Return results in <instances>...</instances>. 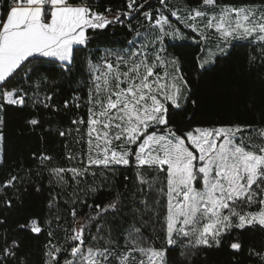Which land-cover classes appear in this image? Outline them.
Listing matches in <instances>:
<instances>
[{
  "label": "snow or ice",
  "instance_id": "6c2138e0",
  "mask_svg": "<svg viewBox=\"0 0 264 264\" xmlns=\"http://www.w3.org/2000/svg\"><path fill=\"white\" fill-rule=\"evenodd\" d=\"M158 3L153 15L149 0H125L126 10L115 11L98 10L89 0H0V143L9 111L33 109L27 123L38 127V112L60 111L55 77L70 76L78 64L88 77L86 97H74L85 115L71 121L72 129L57 130L62 138L75 133L82 147L65 145L67 167H50L49 154L34 156L35 175L48 174V214L22 217L17 235L43 234L40 264H188L196 249L221 248L237 230L264 232V123L174 128L169 106L181 108L190 87L165 44L184 38L174 19L195 33L197 44L213 42L198 68L214 63L233 41L247 42L250 63L264 64V0ZM140 14L143 32L131 23ZM125 24L135 39L95 59L92 53L78 59L92 41L90 32ZM120 170L134 171L131 188L114 192L103 206L90 203ZM32 175L0 181V203L11 209L8 195ZM29 187L42 191L34 182ZM77 205L90 213L78 216ZM8 219L0 217V264H31L22 241L9 235ZM227 246L235 253L247 248L256 264H264V248L248 247L239 237ZM177 249L180 261L169 258Z\"/></svg>",
  "mask_w": 264,
  "mask_h": 264
},
{
  "label": "trees",
  "instance_id": "16d2710c",
  "mask_svg": "<svg viewBox=\"0 0 264 264\" xmlns=\"http://www.w3.org/2000/svg\"><path fill=\"white\" fill-rule=\"evenodd\" d=\"M175 1V0H173ZM94 7L102 10L104 7L126 10L125 0H89ZM142 3L143 0H137ZM152 5L148 10L156 14L161 7L158 0H149ZM194 4L195 0H188ZM145 7H148L145 5ZM140 14L132 23L133 29L143 19ZM145 24V23H144ZM92 41L86 50L78 54V59L83 61L89 53L95 59L106 48L123 47L127 41L135 35L129 32L125 25H116L110 30L90 32ZM245 43H235L223 56L216 58L214 64L208 68H198L201 57V45L190 43L168 44V52L179 59V67L185 79H187L190 91L187 92V102L179 109L169 106V122L177 129L187 130L192 127H214L227 125H253L264 123V64L250 63L249 56L253 49ZM99 49V53L97 52ZM47 67V65H45ZM42 75H46L42 73ZM20 77H17L19 81ZM50 80L53 78H49ZM87 74L84 67L77 65V70L67 77H55L57 94L54 102L60 108L58 113L51 110H43L37 113L41 119V125L33 128L27 123L32 118L33 109L27 112L9 111L5 115V140L2 144V161L0 163V181L9 176L31 172V180L19 185V190H12L8 199L13 201L11 209H7L0 203V217H8L7 231L10 236L22 241V252L28 255L31 264H40L42 249L45 242L43 234L37 237L30 233H19L17 225L23 223L22 217L36 218L48 214L47 199L48 174L44 172L37 177L35 173L39 168L34 156L42 153L53 157L49 162L50 167H67L69 162L65 159V145L71 149H79L82 146L74 143V136L62 138L57 135V130L72 129L71 121L77 116H83L86 108L77 109L74 106V97L81 98L87 95ZM25 87L28 85L25 84ZM49 94L51 89L49 88ZM41 98L42 95H41ZM69 101V107L64 108L63 102ZM194 102V103H193ZM111 175V174H110ZM134 171L120 170L112 178L110 188L97 193L90 198V203H99L102 206L113 199L114 192L124 193L133 183ZM125 176L128 179H125ZM34 182L41 186L42 191L36 192L29 187ZM28 189L25 191L24 189ZM90 210L86 205H77V214L87 216ZM4 228L0 227V232ZM239 237L248 247L255 246L258 250L264 248V232L257 230L241 232L239 230L226 238L221 248H199L194 251L188 264H256L248 254L247 248L240 253L231 250L227 243ZM60 239V236L57 237ZM159 246V244L157 245ZM169 258L180 261V249L169 253Z\"/></svg>",
  "mask_w": 264,
  "mask_h": 264
},
{
  "label": "rangeland",
  "instance_id": "374dc122",
  "mask_svg": "<svg viewBox=\"0 0 264 264\" xmlns=\"http://www.w3.org/2000/svg\"><path fill=\"white\" fill-rule=\"evenodd\" d=\"M169 2H170V4L175 5L176 2H177V0H175V1H173V0H169ZM173 22L176 23V24H177V27H179V28L181 29V31H182L183 34H184V38H177V39H174V40H173V39H166V41H165L166 46H167L168 44H178V43H183V44H185V43L197 44L194 40L191 39V37L195 36V33H192L190 30L184 29L183 26L180 25L178 22H176L174 19H173ZM144 23H145L144 18L141 19V21H139V23H138V26L142 28V29L140 30L141 32H143V31L145 30V29H144V25H145ZM133 39H135V35L133 36V38H132L131 40H133ZM235 43H245V41H233V42H232V46H233ZM199 45H200V44H199ZM232 46H231V47H232ZM231 47L227 48V49L225 50L224 53H219V52H217V53L215 54L214 60H216V58L219 57V56H223V55H225V54L230 50ZM201 48H203L204 51H201L202 54H201L200 59H203L204 56H205L206 54H210V52L214 49L213 42H212V41H209V42H207L206 44L201 45ZM103 51H104V50H102L101 53H100L99 55H102V54H103ZM167 51H168V50H167ZM168 54H169L170 56H172L169 52H168ZM173 57H174V56H173ZM213 64H214V63L206 64L204 68H208V67L212 66ZM204 68H203V69H204ZM187 92H188V91H187ZM186 94H187V93H186ZM2 144H3V142L0 143V163H1V161H2V151H3V149H2Z\"/></svg>",
  "mask_w": 264,
  "mask_h": 264
}]
</instances>
